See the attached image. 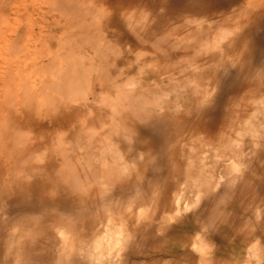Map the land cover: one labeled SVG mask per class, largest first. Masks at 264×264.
<instances>
[{
    "label": "bare ground",
    "instance_id": "6f19581e",
    "mask_svg": "<svg viewBox=\"0 0 264 264\" xmlns=\"http://www.w3.org/2000/svg\"><path fill=\"white\" fill-rule=\"evenodd\" d=\"M239 2H241V0H212L211 4H208L206 2H198V0H193L191 4H188L186 0H171L168 7V14L165 16L154 17L153 19L155 20V23L146 31L139 33L141 38L140 44L143 45L138 44L135 46L134 51L128 52L125 51L123 47L115 46L114 48L111 46L108 43V37H106L104 40V35L102 36L103 32H101V29L92 25L90 22V6L88 4V0H0L1 11L7 12L6 10L10 9L14 15H17L16 12L22 11L23 13L21 17H14L13 19L19 20V22L20 20L22 21V19H26L25 22H28L26 23L28 28L40 14L45 15L43 17L46 19L50 11L57 12V15L64 17V19L68 18L69 20L76 21L78 25L75 27L78 28L79 31H72L77 36H83V41L86 43L85 44L83 42L84 46H87L93 55V57L90 56L88 51L86 52V49H84V51L88 54L82 53L80 51V54L78 55H74L75 52L68 53L67 57H62L63 61H61V59L56 60L50 58V62L46 63L48 65L47 73L53 74V80L49 78L46 79L47 81L41 79L39 81L41 89L39 88L40 92L38 94L36 93V95H33L30 92L29 88L26 87L25 82L20 84L15 81L16 79H20H18V72L13 70L12 62L4 63L0 66V76L5 75L0 79V86L2 85L4 87V93L10 95V97L8 96L9 100L8 98L6 99L4 97V100L1 101L3 93L0 94V103L2 102L0 104V112L3 115H0V237L5 236V240L7 238L9 243L8 251L6 253L7 257L3 264H24V260H26L27 257L24 255L29 254L28 252H30V254L32 253L31 259L33 261H31L36 262L37 260L35 259L43 256L42 254H36L34 251L36 250L34 243L38 240L37 236H41L39 232L45 230V234L48 233L51 237H53L52 232L54 229L53 231L50 230L52 226L58 229L57 231L55 229V234H57V238H60L57 240V242L59 241L60 246H58L59 252L55 264H62V262L65 264V261L69 259L73 261L75 256L74 252L76 250L78 252H83V247H78L79 243H87L86 237L84 235H79V232H81L83 226L90 227V230H92L91 228L93 227L95 228L93 231H95L96 234H93V237L91 234L92 240L95 243L94 248L95 250L102 248L101 243H104L102 242V236L106 234L110 235L111 233L109 231H112V228L114 229L115 227H109L110 224L112 223L111 225H113V223L115 224V221L117 223L119 220L117 218L118 215H115L117 214L116 212L118 210L116 211V209L113 208L112 209L115 214L112 212L113 214L111 213L112 215H110L109 212H106L109 207L108 209H105V214H99L101 209H104L106 206V200H104L105 197L111 193V188L109 187L113 184H115V187L117 185H121L120 183L122 182V179L126 178L127 176L130 178L131 175H133L132 173L130 175L131 165L127 162L126 156L122 153H118L114 145H116L117 141L119 142V140H123L121 137L124 132L136 133V131H139L137 129L139 125H144L146 127H148L147 125H152L154 128H159L158 131L160 130L162 133L158 132V134H163V136H159L160 139L158 138L156 140V144L153 143L154 145H151L150 142V145L152 147L156 145L154 150L157 149L158 145L160 148L162 145H164V149L162 147V155L167 160L168 164L166 166H169L171 163V166L167 167V169L169 168V172L171 170L170 173L175 174V177L177 176V178H179V170H182L181 172L184 173V176H186L185 179L183 178L185 181L180 182L179 180L182 178L181 177L178 179L179 183L177 181V184L173 182L171 187L170 184L166 185L169 191L168 194L171 196L170 200L164 196L168 200V206L165 205V200H161L165 204H162L160 201L164 206V209H166L165 206L170 207L168 210L172 207L174 208H172L173 210L166 211L171 219H174L178 216L177 212H179L182 208V199L184 200L187 194L198 192V189L194 187L195 185H190L191 183L195 184V182H197V178L199 177L195 176L194 170L198 167H201V169L204 167L202 170H205L206 174L211 172V170L208 171L206 168L208 167L207 165H211L207 160V158L210 159L211 154H209L210 152L206 150L208 143L205 141V135L203 134L202 137L198 138V136L201 135L200 133L202 132V127L205 125V122H207L204 119V117L207 115L204 113V115L200 118V115L196 114L197 120H190V122L196 123V125L194 126L191 123L189 126V120L187 118L188 115L190 113H196L197 111H193L192 107L186 108L184 110H180V107H175V101H177L176 104H178V100L184 96V91H187L189 88L186 77L189 76L190 73V77L195 75V73L199 74L202 71L201 67L211 68L209 71H212V69H216V67H219L222 64L224 65L225 55H218V50L222 51L224 54L233 45L232 42H234L233 40H235L234 38L236 34L240 33L241 31L243 32L242 34L244 39L240 41L238 45L236 57H234L235 54H233L234 59H231L228 64L236 65L239 72H243V75L246 76V73L249 75L250 71L252 70L257 71V69H253L252 67L253 62L264 60V6L262 3L253 2L249 3V5H244L239 4ZM148 6L153 8L158 7V5L152 2V0H148ZM98 11L101 17H106L108 15V10L103 7H98ZM182 11L191 12L193 14H204L212 11L224 13H222L214 21L200 20L196 17L190 16L174 18ZM49 17L50 15L48 16V19ZM0 18L3 20L5 16H0ZM41 19L43 18L41 17ZM52 19L51 20L55 22H58L59 20V18L54 16ZM134 19L137 23L140 21L139 16L135 17ZM52 21H50V24L55 23ZM209 24L211 26H209ZM20 28L21 26L16 28V34L19 33L18 31ZM243 28L245 29L243 30ZM67 32L68 29L66 30V33ZM28 33L29 29L28 31L26 30L25 32L21 33L22 36H20V43H17V48H14L12 54L13 57H16V54L22 51V42L29 39L30 33L29 35ZM228 33H235V36L229 38L228 43L225 46L221 43V41L228 37ZM1 35L2 34H0V36ZM67 35L71 37L69 32ZM68 36L67 39L69 38ZM30 37L32 36L30 35ZM74 37L72 36L73 39L69 38L68 41L73 42ZM126 38L131 39L130 37ZM77 41L75 40V42ZM102 41L103 44L101 43ZM71 44H74V42ZM230 44L232 45L230 46ZM74 45H76L77 48L80 46L78 43ZM139 52H146L148 55L139 60L140 62L136 64L138 67H145V65L150 62L147 59L149 58V55L151 56V54H154L155 57L163 56L165 61L164 64L165 66L168 64L169 68H167V70L161 71V74L158 76L159 78L157 85L149 89L152 96L150 94L147 97L143 96V101H140V104L136 102L137 104L133 106L135 102V95H130L127 97V99L122 98L121 87L124 84L133 86L137 83V81H135V79L128 81L125 79L121 80L119 79L121 78L120 75L117 76L116 72L118 73L120 69H123L124 66L128 65L129 58L135 60ZM109 55L113 56V60L107 62L106 59L110 57ZM228 58L229 57H227V60ZM103 60H105V66H108L107 68L102 67ZM15 63L16 60L14 61V64ZM117 68L120 69L117 70ZM260 70L264 72V69ZM234 74L235 73H233L231 76ZM107 83L115 84V86L118 88L117 91L115 89L116 97H102V95L96 93L97 87L102 90L103 86ZM193 85L195 87H192L190 92L195 96L194 99H197V104H201L202 90L200 83L197 82ZM20 88L21 92L17 94V90H20ZM256 90L260 93L261 88L258 87ZM13 91L14 95L12 94ZM252 95L253 92H248L247 97L245 96V99L247 100L246 103H244L245 101H238L232 104V107L237 108V104L240 103L238 104L236 112L238 114L248 115L250 119H247L249 122L245 124L242 130L247 135L254 133L253 135L255 136L254 131L256 130V127L253 121L258 117L259 105H264V103L263 100H257V95ZM45 96H48V98H46L45 104L47 107H43L41 112L39 109L40 101L38 102V100ZM164 97H167V99H162ZM157 98H161L159 100V107L142 106L145 101L156 102ZM251 101L253 102L252 104H254L252 106L250 104ZM247 102L249 104H247ZM122 103H124L125 108H121V112H117V107L122 105ZM13 105H18L22 108V110H24L25 115H27V120L35 119L34 116H38L41 113L44 117H51V121L58 126L60 131L56 135H49L50 137H47L49 140L46 144L43 140L42 143L40 139L33 141L32 136L30 135L24 136V134H19L21 137H16V133L18 128H20V125H9L8 119L6 117L5 119L3 118L4 116L8 115L12 116V118H17V115L11 112ZM161 109H163V111ZM253 110L255 111V115L250 114ZM213 120L214 119L211 118L210 122H213ZM229 127L234 128L235 125L229 124ZM37 128L39 130H43V126L41 124H38ZM219 135V138L216 140L219 141L220 145L224 146L225 149H218L213 154L215 156L216 166L219 164V162L221 163V161L217 158L226 155L228 151L232 152L234 145L233 143H235L231 138L225 136L223 133ZM253 135L251 134L250 137ZM151 137L149 136V138ZM161 137L163 138L161 139ZM238 141L240 142V139ZM237 143L238 142H236V145ZM196 146H198V149H196ZM57 148H59V152ZM43 150L46 151L45 157L38 155L31 159L34 154L41 153ZM183 158H186V160ZM53 159L56 162H54ZM182 159L184 160V163ZM153 163H156L157 165L158 161L155 160ZM222 163L226 165V162L222 161ZM222 163L221 165L224 167ZM143 165L144 164L141 166ZM141 166L139 171L141 174H143L141 171L144 172V169L141 170ZM218 166H220V164ZM162 169L163 167L158 172L162 171ZM201 169L200 171H202ZM149 174L150 173L147 175ZM208 174L206 175L207 180L212 177ZM167 175L169 176L170 174ZM150 176L154 177L152 174ZM172 176L173 175L170 177L172 178ZM133 177L135 179L128 178L132 181V183L133 181L135 182L136 179L140 177L142 178V175L140 176L139 174ZM37 178H39V180H37ZM109 179L114 180L113 183L110 182ZM128 179L126 178V181H128ZM139 180L140 179H138V181ZM152 183L153 182H151V184ZM134 184L135 183L131 185L134 187ZM208 184L209 183H207V185ZM140 185L142 186V184ZM137 187L140 188V186ZM148 187L151 188L150 186ZM124 190L129 191L126 189ZM193 190L194 192H191ZM203 190L200 191L203 192ZM51 192H54L55 194ZM126 194L127 193H125V196ZM184 194L186 195L184 196ZM8 195L10 196V199L12 198L11 203H8L10 204L8 205V207L10 206L9 210L11 215L13 214L14 217L16 216V221L17 218H20L19 220L21 222L19 223V220L17 221L20 225L15 223L20 228L13 223V225H9L5 219L4 214H6L8 210L3 211V207L5 206L4 200L6 201V196ZM130 195L127 194L128 197ZM4 197L5 199H3ZM114 199H116V197ZM120 199L122 198L120 197ZM112 201L114 200L112 199ZM112 201L110 200L111 203ZM188 202L189 200L185 201L184 203ZM135 204L136 203H134V205ZM111 205L113 206V204ZM134 205L133 209H138L139 206H136L137 208H135ZM126 206L121 209L122 211L119 210L120 214L124 215L125 213V216L128 214L126 213L125 208L127 209L128 206L131 207V205H128L127 207ZM110 209L108 211L111 212L112 209ZM133 209L130 208L127 210L129 213L130 211L134 212H131L134 215L136 210ZM56 211L62 212L60 215H57L59 213H56ZM137 211L139 212H137L139 214L138 217L141 216L140 219L143 218L142 216L147 218L149 216L151 218L149 219L152 220V217L150 216L151 212L146 213L144 210L141 211L140 209ZM162 212H164V210ZM140 213L146 214V216L141 215ZM136 214L134 216L137 217ZM19 215L20 217H18ZM41 215H49V217L53 218V220H51L52 223L50 227L49 224H42L38 222V219ZM82 215H84V218L81 217ZM129 216L128 219H130ZM14 217L12 219H14ZM125 218H123V216L121 217V219L125 220L126 223L128 219L126 218V220ZM210 218L211 220L209 222L212 228H217V226H215L218 225L216 221L217 218H214L213 216H210ZM9 219L11 220V218ZM142 220L140 222H142ZM148 220L145 218V221ZM121 224V229L122 226H124L123 229L126 231L125 225ZM225 225L228 227L230 226L229 223H226ZM225 225L223 226V229H225ZM11 227L13 228L12 230ZM109 228H111V230H109ZM131 228L132 225L130 226V229ZM229 228L232 230V233L228 231L229 235H244L243 241H245V243L248 242V238L250 237L249 231L238 228H236L237 230H234L231 227ZM99 229H102V231ZM115 229H117V226ZM121 229L117 230V232H114V234H117L118 231L123 233V229ZM138 229L137 231H139ZM29 230H32V234H30L31 236L28 234ZM93 231L91 232L93 233ZM59 233L61 236H58ZM120 233L119 235H121ZM24 234L26 235L24 238L29 236L34 238V240L32 243H29V251L27 249V252L21 255L22 252L20 253V251L22 250H19L20 243L17 240V237L18 235H22L23 237ZM221 234L222 233H220V235ZM119 235H117L118 238ZM122 235H124V233ZM128 235H130V233ZM140 235L143 236L144 234L142 235L141 233ZM124 236L126 237V235ZM124 236H120V238L122 237L123 240L126 241ZM144 236H148L149 238L152 237V235L151 237L149 235ZM214 236H216V234ZM192 237H190V239H192L193 248H195L200 254V259L198 260H201V264H209L210 258L213 259L216 257L213 256L212 258L210 254L212 252V248L214 247L210 246L212 244H209V241H205L204 239L201 241V239L198 240L197 237L195 239ZM225 237H227V235ZM20 238L18 239L20 240ZM112 238L110 237V239ZM126 238L130 239L128 237ZM44 240L47 241L46 238H44ZM40 241L38 240L37 242ZM129 241L131 242V240ZM43 242L41 241V243ZM117 243V241L108 240L105 238L106 248L109 251L115 250ZM144 243L146 245L145 240ZM120 246L121 245H119V247ZM126 246H124L125 248L122 249L125 250ZM25 247L27 246L25 245L24 248ZM44 247H46V245ZM24 250L26 249H23V251ZM84 250L86 251V248ZM123 250L120 248L119 251L123 253ZM84 252L82 254H84ZM222 252L223 251L220 253ZM95 253L96 251L93 252V254ZM19 254L21 257H19ZM44 255H46V253H44ZM85 255L86 254H84V256ZM22 256L24 257V260H22ZM46 257L47 256H45V259L48 261L49 257ZM84 258H87V256ZM84 258L82 261H84ZM93 259L97 258L95 257ZM99 259H101L102 262V258ZM20 260L24 262L20 263ZM192 260H195V258ZM11 261L14 262L11 263ZM89 262L93 261L91 260ZM182 262L184 261H181V264H183ZM191 262H189V264H192ZM81 263L83 264L84 262ZM81 263L78 262V264Z\"/></svg>",
    "mask_w": 264,
    "mask_h": 264
},
{
    "label": "rangeland",
    "instance_id": "374dc122",
    "mask_svg": "<svg viewBox=\"0 0 264 264\" xmlns=\"http://www.w3.org/2000/svg\"><path fill=\"white\" fill-rule=\"evenodd\" d=\"M253 2L262 3L264 6V0H241V2H239V4L249 5V3H253ZM6 11L7 12H3L0 9V16L1 17H3V15L5 16V18L3 19L4 21L1 20L2 18H0V34H2L0 36V66L4 63L12 62L13 63V70L15 72H18V79H20V80L16 79L15 81L20 83V84H22V82L23 83L25 82L26 87L29 88L30 92L33 95H36V93L38 94L40 92L41 86L39 84L40 83L39 81L41 79L46 80L49 78V79L53 80V74L47 73L48 65L46 63L50 62V58L56 59V60L61 59V61H63L62 57L65 58L68 56V53H73V52H75L74 55H76V54L78 55V54H80V52L85 53V54L89 53L90 56L93 57L89 48L87 46H84V44H83V42H84L83 41L84 38H82L83 36L82 37L77 36L73 32V31H77V30L79 31V29L75 27L76 25H78L76 23V21L69 20L68 18L64 19V17L58 16L57 12L50 11L51 14L49 13V15H50L49 19H48L49 15L45 19V17H43L45 15L40 14L38 16V18L36 20H34V22H32L31 26L28 28V25L26 24L28 22H25L26 19H22V21L20 20V22H19V20L13 19L14 17H16V18L21 17L22 13H23L22 11L16 12L17 15H14V13H12V10H10V9H7ZM53 16L56 18H59L58 22L52 21ZM41 17L43 19H41ZM50 21L55 22V23L50 24ZM19 26H21V28L18 31L19 33L16 34L15 30ZM28 29H29V33L32 37H30V35L28 33L29 39L24 40L22 42V45H23L21 47L22 51L20 53L16 54V57H13V55H12L13 50H14V48H17L16 47L17 43H20L19 40H20V36H22L21 33L25 32L26 30L28 31ZM67 29H68V32L70 33L71 37L68 36L69 34L67 35V33H68V32L66 33ZM244 29L245 28H243V30ZM101 32H102V30H101ZM242 33L243 32L241 31L240 33L236 34V36L234 38L235 40H233L234 42H232L233 45L230 44V46L231 45L232 46L225 52L226 54L225 53L223 54V55H225V57H229L228 60L226 61L227 63H229L231 59L232 60L234 59L233 54H235L234 57H236L237 50H238L237 48H238V45L240 43V42L239 43L237 42L238 41L237 37L239 38L240 36H243ZM67 36L70 39L72 38V36L73 37L75 36L73 42H74V44L78 43L80 46L78 45L79 47L77 48L76 45L71 44L73 42H69L68 41L69 38L67 39ZM102 36H103V34H102ZM77 37L78 38L81 37V38H79V40L77 41V39H78ZM107 37H108V41H109L108 43L111 46H113L114 48H115V46L121 47V45L117 42V40L115 38H113L111 36H107ZM105 39H106V37L104 36V40ZM236 39H237V41H236ZM75 40L77 42H75ZM140 45H143V44H140ZM84 49H86V52L88 51V53H86L84 51ZM229 50H231L232 52ZM109 56L110 57H108L106 59L107 62H110L111 60H113V56H111V55H109ZM87 58H89V57H87ZM89 59H91V58H89ZM147 59L150 62H148L145 65V67H143V68H140V67H138V65L133 64L134 59L132 60L130 58H129L128 65L124 66L123 69L117 68V70L120 69L118 71V73L116 72L117 76L120 75V77H121L119 79H121V80L125 79L126 81L135 79V81H137V83L133 86H136L139 89V92L134 94L135 95V102H134L133 106L137 104L136 102H138L140 104V101H143L142 100L143 96L147 97L150 94L151 91L149 89H151L152 87H155L157 85V81L159 78L158 76L161 74V71L167 70V68H169L168 64H167V66H165V64H164L165 61H164L163 56L155 57L154 54H151V56L149 55V58H147ZM15 60H16V63L14 64ZM102 65H103L102 67H106V68L108 67V66H105V60H103ZM192 65H195V64H192ZM222 67H223V64L219 67H216V69H212L213 72L209 71V70H211V68L201 67L202 71L199 74L195 73V75H193L191 77H190V75H191V73H190L189 76L186 77L187 85H189V88L187 89V91H184V93H183L184 96H183V98L178 100V104H176L177 101H175V107H177V108L180 107L179 108L180 110H184L186 108L192 107L193 111H197L196 114L199 115L201 110H202V106H201V104H197V99H194L195 96L191 94L190 89L192 87H195L193 84H195L197 82L200 83L201 90L209 82L213 86L219 85L220 76L218 75V73L220 72V69ZM192 73H194V72H192ZM4 76H0V79L3 78ZM189 79H190V81H189ZM242 79L247 81L248 84L250 85V87L243 94V96H240L239 94L243 91V89L245 87V85L242 83ZM0 82H1V80H0ZM258 87L261 88L260 93L256 90ZM115 89H116V91L118 89L115 86V84L107 83L106 85L103 86L102 90L97 87L96 93L102 95V97L114 98V97H116ZM3 91L5 92L4 87L1 85L0 86V94L3 93L2 97H1V101L4 100V97L6 99L8 98V96L10 97L9 94L4 93ZM20 92H21V88H20V90L19 89L17 90V94ZM248 92H253L252 96L257 95L258 97L261 96L262 94H264V72H262V70H260V69H257V71L252 70V71H250L249 75H247V73H246V76H244L243 72H242V73H240V79H237L235 74L233 76H231L230 78H222L221 84H220V91L217 94L214 106L205 112V115H207V116L204 117V119L207 122H205V125L202 127V132L200 133L201 135L198 136V138H200L204 134L205 135V141H207V143H208L206 150H208L210 152L209 154H211L210 155L211 157H210V159L207 158V160H208L209 164H211V165H207L208 167H206V168L208 171L211 170V172H208L209 174L208 173L207 174L211 175L212 177L209 179L210 181L207 180L206 179L207 174L205 173V170H202V169H204V167H202V169H201V167H198L194 170L195 176H197V177L199 176L196 180L197 182H195V184L191 183L190 185H195L194 187H196L199 192H201L200 190H203V188L205 187L203 190V192H205L212 185L215 184V182L217 181V179L219 177H221V176H227L228 177V179L225 181L223 187L221 188L220 193L217 194V196L219 194H221L219 196V198L214 197V198H211L210 200L205 201L204 204H202V206H201L200 212L198 213L201 216V219L198 218V220H197V222L200 226V229H201L199 239H201V241L203 239L205 241H209V239H208L209 235L213 234L212 238L217 243L218 248H219V251L217 252L218 260L215 257L216 256L215 252L212 250V252L210 253L211 257L213 258V256H214L215 258H213V259L210 258L209 264H215V263L216 264L217 263L218 264H228V263L229 264H239V261L235 256H233L230 259H224L229 255V253L231 252L232 247H233L232 245L228 244V240L233 236V235L228 234L229 232L232 233V230L229 227H231L234 230H237L236 228L247 230V231H249L250 236H251L252 235L251 230L255 226L254 212L257 209L264 210V128L260 127L261 124H264V105L261 104L258 107L259 108L258 117L253 121V123L256 127V130L254 131L255 136L253 135L254 133H251L253 135L252 137H250L251 134L247 135L242 130V128L246 124L245 120L246 119L250 120L249 116L244 115V114H238L236 112V109L238 108V104H240V103L237 104V108L232 107V104H234L235 102H238V101H240V102L245 101L244 103H246L247 100L245 99V96L247 97ZM13 93H14V91L12 92V94ZM4 94H6V95H4ZM150 95L152 96V94H150ZM46 98H48V96H45L43 98L41 97L38 100V102L40 101L39 109L41 112H42L43 107H47V105H45L46 104ZM8 100H9V98H8ZM252 103L253 102L251 101V103H250L251 106L254 105ZM263 103H264V100H263ZM247 104H249V103L247 102ZM121 108H125L124 103H122V105H119L117 107V112H121V110H122ZM11 112L15 113L17 115L16 116L17 118H12V116H9L8 114H7L8 116H4L3 118L5 119V117H6L8 119L9 125H11V124H17V126H18V124L20 125L19 126L20 128L17 127L18 131L16 133V137L17 136L21 137V135H19V134H24V136L30 135V136H32L33 141L40 139L41 141L43 140L46 144L49 140L47 138V137H50L49 135H51V134L56 135L60 131L58 126L56 124H54V122L51 121L52 118L51 117H44L42 113L38 116H34L35 119H33V120H31V119L27 120V117H26L27 115H25L24 110H22V108L20 106H18V105L14 106L13 105ZM0 115L3 116L1 114V112H0ZM197 115L194 118H188L187 117L189 120L188 121L189 126L191 123L194 126L196 125V123L190 122V120H197L196 119ZM211 118L214 119L213 122H210ZM18 121H19V123H18ZM38 124H41L43 126V130H39L37 128ZM229 124H234L235 127L234 128L229 127ZM147 126H148L147 128L148 129L150 128V129L149 130L148 129H142L141 133H140L139 127L137 128L139 131H136V133L124 132V134L121 137V138H123V140H119V142L117 141L116 145H114V147L118 151V153H122L123 155H125L127 162L131 165L130 175H131V173L133 175H131L130 178L132 179V178H134L133 176H137L139 174H140V176L142 175V178L141 177L138 178V179H140L139 181H138V179H136L135 182L133 181V183H135L134 187H133V185H131L133 183L131 180H129L130 178L128 176L126 177L127 179L129 178L128 181H126V178L121 180L122 181L120 183L121 185L124 182V184L122 186L116 184L117 185L116 187L118 189L115 187V184L110 185L109 188H111V193H110V195H107L104 199L107 201V202L105 201V204H106L105 207H107V208L104 207V209H101L100 213L97 211L99 214H103L105 209H108V207H109V209L111 207V209L113 208V209H116V211L118 210L117 212L114 210L117 214H115L113 212V209L112 210L110 209L111 212L108 211L109 209L106 211L107 213L109 212L110 215H112L113 213L115 215H118L117 218L119 220L117 218H115L118 220L117 221L118 224L116 223V221H115L116 225L114 223H113V225H111L112 223L110 224L109 227H114V226L115 227H114V229L112 228V231H109L111 233L110 235L106 234V235L102 236L103 237L102 242H104V243H101L102 248H98L97 250H95V248H94L95 243L92 240L93 234L94 235L96 234L95 231H93V229L95 230V228L93 227V228H91L92 230H90V227L83 226L84 228L82 227L81 232H79V235L80 236L84 235L86 237L87 243L82 242L83 244H80L78 242L79 243L78 247L80 248V246H82L83 252L85 251L84 249L86 248V251L84 252V254H86V255L84 256V254H82L83 253L82 251L78 252L76 250L74 252V255H75L73 258L74 260L72 261L71 259H69L70 260V263H69V260L65 259L66 260L65 264H67V263L68 264H78V262L79 263L84 262L83 264H86V263L87 264H100L101 259H99V258H102L101 264H142V263L143 264H181V261H184V262H182L183 264L184 263L189 264V262H191V261H192L191 262L192 264H197V261H195V260L200 259L199 258L200 254L197 252V250L195 248H193L192 239H190V237H192V236H193L192 238H194V239L196 238V236L190 235L194 230H196V226L193 223L191 215H189V217L184 219V213L182 211L183 205L185 204L184 202L188 201V200L190 201V199L193 197V194H195V193L187 194V195L184 194V196L185 195L186 196H185V198L182 197V198H184V200L182 199V201H181L182 208L179 211V213L180 212L181 213L177 217L174 218L175 220L171 219L166 212L168 210V208H170V207H167L168 206V204H167L168 200L167 199L170 200V197H171L168 194L169 191H168V188L166 187V185L170 184V187H171V184H173V182L176 183V181H177L179 183V181L180 182L185 181L184 179L186 176H184V173L181 172L182 170H179V176H180L179 178H177V176L175 177V174L170 173L171 170L169 172V168L167 169V167L171 166V163L169 164V166H166L168 164L167 160L162 155V147L164 145H162V147L160 148V146L157 144L158 146H157L156 150H154L156 145L154 147L151 146V145L156 144V142H157L156 140L159 138V136H163V134L162 135L160 134L162 132L160 130L158 131L159 128H154V127H152V125H147ZM153 129H154V131H153ZM155 130H157V131H155ZM150 131L152 132V134ZM158 132H160V133L158 134ZM222 133L225 136L231 138L235 142V143H233L234 145H233V151L232 152L228 151L226 155L217 158L218 160L221 161V163H222V161L226 162L225 163L226 165H224V163H222L224 165V167L221 165L220 162H219L220 166H218L219 164L216 166L215 156L213 155L218 149H220V150L225 149V147L220 145V142L216 140L217 138H219V136H220L219 134H222ZM149 136L150 137L152 136L151 137L152 139L149 138ZM162 138L163 137H161V139ZM153 139H154V142H153ZM239 139H240V142L238 141ZM43 141H42V143H43ZM150 142H151V145H150ZM236 142H238L237 145H236ZM253 145H257V147H254ZM199 146H200V144H199ZM57 149L59 152V148H57ZM163 149H164V147H163ZM196 149H198V146H196ZM45 154H46V151L43 150L41 153L34 154L33 157H31V159L34 158L35 156H38V155L45 157ZM212 156H214V157H212ZM211 158H213V159H211ZM169 159H171V158H169ZM183 159L186 160V158H183ZM230 159H234L243 165V168H242L240 175L237 176V175H229L228 174L227 161ZM155 160L158 161L159 165L158 164L156 165V163H153ZM184 160H183V163H184ZM53 161L56 162L54 159H53ZM142 164H144V165L141 166ZM160 165H162V166H160ZM140 166L142 167L141 170L144 169V172L141 171L143 174H141L139 171ZM162 167H163L162 171L158 172ZM200 169L202 171H200ZM153 172H155V173H153ZM148 173H150V174L147 175ZM134 174H136V175H134ZM151 174L154 175L155 178L153 176H150ZM167 174H170V175L168 176ZM191 174H192V172H191ZM196 174H198V175H196ZM144 175H146V176H144ZM171 175H173L172 178L170 177ZM178 179H180V180L178 181ZM37 180H39V178H37ZM109 181L113 183L114 180L109 179ZM145 181H148V182H145ZM198 181H199V183H198ZM200 181H201V183H200ZM149 182H150V184H149ZM151 182H153L152 183L153 185L151 184ZM196 183H198V184H196ZM207 183H209V184L207 185ZM140 184H142V186ZM202 184H203V186H202ZM124 185L125 186L127 185V186L125 187ZM128 185L130 186V188ZM137 186H140V188ZM148 186H150L151 188H149ZM123 188L126 190H129L130 192L125 191ZM119 192L122 194H120ZM191 192H194V190ZM51 193L55 194L54 192H51ZM51 193H50V196H51ZM125 193H127L129 195L131 193L132 196L130 195L128 197L127 194L125 196ZM164 196L167 197V199ZM168 196H169V198H168ZM115 197H116V199H114ZM120 197L122 199L123 198L124 199L122 200V199H120ZM111 198L114 201H112ZM3 199H5V197ZM11 199H10V196L8 195V196H6V201L4 200L5 206L3 207L4 208L3 211L8 210V212H9V213L7 212L8 215L5 212L6 214H4V216H5V219L9 225H13V224L17 225L21 221L19 220L20 218H17V221L19 220L18 221L19 223H18L16 221V216L14 217L13 214L11 215V212L9 210L10 206L8 207V205H10L8 203L9 202L11 203ZM110 200L112 201V203L110 202ZM161 200H163V201L165 200L164 202H166V204ZM160 201L162 202V204L164 203L165 205H167V206H165L166 209H164V206L161 204ZM114 202H115V204H114ZM134 203H136V204L134 205ZM109 204L110 205L113 204V206L112 205L110 206ZM132 204L134 205L135 208H137L138 206L141 207L142 209L138 207V209H140L141 211H143V210L145 211V209L147 208L145 212L146 213L151 212L150 216L152 217V220H150L151 218L148 216L149 214L147 215L148 218L142 216L144 219L143 218L140 219L141 216L138 217V215H139L138 214L139 212L137 211L138 209H133ZM126 205L127 206L131 205V207L128 206L129 207L128 208ZM125 206L127 207V209L132 208L133 210H136L135 212L136 213L138 212L137 214L135 213L137 215V217L134 216L135 214L134 215L132 214L134 212L130 211V213H129V211L126 208H125L126 213H128V214H126L127 217L125 216V213H124L125 210L124 209H123L124 212H121V213H124V215L120 214L119 210H121ZM172 208L169 210L174 209V208L173 209ZM102 210H103V212H102ZM163 210H164V212H162ZM99 211H100V209H99ZM61 212L62 211H56V213H59L57 215H60ZM131 214H132V216H131ZM140 214L146 216V214H142V213H140ZM63 215H65V214H63ZM121 215L123 216V218L126 217L127 219H128V216L130 215L129 216L130 219L127 220L125 218L127 220L126 221L127 226H126L125 220L121 219V217H122ZM210 216L217 218L216 221H217L218 225H215V226H217V228L214 227L216 229L212 228V226L210 225V222H209L211 220ZM13 217H14V219H12ZM18 217H20V215ZM81 217L84 218V215H82ZM9 218H11V220ZM145 218L147 220L150 218L149 219L150 221L149 220L145 221ZM153 218H154V220H153ZM51 220H53V218L49 217V215H41L40 218L38 219V222H40L42 224H49V227H50V225L52 223ZM54 220H55V218H54ZM121 220L123 223L121 222ZM141 220H142V222H140ZM15 223H17V224H15ZM55 223H56V221H55ZM121 223L123 225H125L126 231L123 229L124 226H122L123 230L121 229V226H120ZM151 223H152V225H151ZM183 223H185V224H183ZM226 223H229L230 226L229 227L226 226L225 225ZM131 225H132V228L130 229ZM138 225H140V226H138ZM143 225H144V227H143ZM224 225H225V229H223ZM116 226H117V229H115ZM244 226H246V227H244ZM8 228H10V227H8ZM136 228L137 229L139 228L138 229L139 231H137ZM12 229L13 228L11 227V230ZM53 229H54V231H53ZM55 229H56V231L58 230L57 228H55L53 226L50 228V230L53 231L52 232L53 237H51L48 233L45 234L46 233L45 230H43L45 232H43V231L39 232L41 234V236L35 235V236H37V239L39 241L40 240L42 242L45 241L44 238H46V240H47L43 243H41V241L37 242L38 241L37 240L36 241L37 243L36 242L34 243L36 250H34V249L33 250L35 251V253L38 255L42 254L43 256H41L38 259H35L38 262L37 261L32 262L33 261L31 259L32 253L30 254V252H28L29 254L24 255V256L25 257L27 256L26 260L28 259V260H30V261L32 260V261L31 262L28 260L26 261V260H24V257L22 256V260L25 261L24 264H46L48 262H49L48 264H55V261H57L56 258H58V252H59L58 246H60L59 241L57 242V240H59L60 238L59 237L57 238V234H55L56 233ZM97 229H98V226H97ZM120 229L123 231L124 235H126V237H128L130 239H127L124 235H122L123 233H120L119 231L117 234L115 233L116 235L114 234V232H117V230H120ZM99 230L102 231V229H99ZM109 230H111V228H109ZM91 231H93V233ZM127 231H128V234L130 233V235L127 234ZM140 231H141L142 235L143 234L149 235L150 237L152 235V237L149 238L148 236H144V235L141 236ZM262 231H264V229H262ZM119 233L121 235H119ZM214 233L216 234V236H214L215 235ZM220 233H222V234L220 235ZM28 234H29V236H31L30 234H32V230H29ZM91 234H92V237H91ZM224 234H226L227 237H225L226 235H224ZM19 235L17 237V240L20 243L19 250H22V251H20V253L22 252L21 255H23V253L25 254L27 252V249L29 251V248H30L29 243H32L34 238H31L29 236H28L29 238L28 237L24 238L26 236L25 234L23 237H22V235L21 236H19ZM117 235H119V238H120V236H122V237L124 236V239H126V241H124L122 237L119 239L117 237ZM58 236H61V234L59 233ZM75 236H77V235H75ZM131 236H132V238H131ZM4 237H0V264H3V262H5L6 257H7L6 253L8 251V244L9 243L7 241V238L5 240ZM20 237H22V238H20ZM110 237L111 238L113 237V238L110 239ZM222 237H223V240H222ZM243 237H244V235L239 236V234L234 236L235 246L239 247V246H241L242 243L246 244L245 241H243ZM18 238H20V240ZM105 238H107L108 240H113V241L118 242L115 250L109 251L106 248ZM129 240H131V242ZM144 240L146 241V245L144 243ZM147 240H149V241H147ZM127 243H128V245H127ZM208 243L210 244L211 242L209 241ZM44 244L46 245V247H44L45 246ZM132 244H134V245H132ZM25 245L28 248L27 247L24 248ZM119 245H121L122 247L121 246L119 247ZM124 246H126L125 250L122 249V248H125ZM210 246L212 247L213 245H210ZM120 248H121V250H123V253L119 251ZM23 249H26V250L23 251ZM117 250L120 252V254ZM94 251H96L95 254H93ZM221 251H223V252L220 253ZM44 253H46V255H44ZM78 253H79V255H78ZM21 255L19 254V257H21ZM94 255L98 260L93 259V258H95ZM45 256L49 257L48 261L45 259ZM86 256H87V258H84ZM220 257H221V260H220ZM83 258H84V261H82ZM193 258H195V260H192ZM22 260H20L21 261L20 263L24 262ZM88 260L89 261L92 260L93 262H89ZM198 261H199V264H201L200 263L201 260H198ZM13 262L14 261H11V263H13ZM74 262H76V263H74ZM226 262H228V263H226ZM62 264H64V263L62 262Z\"/></svg>",
    "mask_w": 264,
    "mask_h": 264
},
{
    "label": "clouds",
    "instance_id": "9594fccd",
    "mask_svg": "<svg viewBox=\"0 0 264 264\" xmlns=\"http://www.w3.org/2000/svg\"><path fill=\"white\" fill-rule=\"evenodd\" d=\"M156 3L158 7L153 8L148 6V0H88L89 4V15L90 22L94 27H98L102 30L105 37L111 36L117 40V42L125 49V51L132 52L135 50V46L140 44L141 38L139 33L146 31L151 27L155 20L154 17L165 16L168 14V7L171 0H152ZM188 4H191L193 0H186ZM198 2H206L211 4L212 0H198ZM98 7H103L108 10V15L106 17H101L99 15ZM224 12H208L204 14H193L191 12L182 11L178 13L176 17H196L200 20L214 21ZM139 16L140 21L135 22V17ZM173 18V19H174ZM209 26H211L209 24ZM235 36V33H228V37L221 41L225 46L228 43V39ZM130 37L131 39H127ZM244 39V36L238 38V43ZM103 44V41L101 42ZM146 52H139L137 54L136 60L133 61V64H137L140 59L144 56H147ZM218 55L223 56V52L218 50ZM225 63L220 69L218 75L220 76L219 85L213 86L210 82L207 83L202 88L201 96V106L202 110L200 112V118L204 113L211 109L214 106L218 92L220 91V84L222 78H228L233 73H235L236 78L240 79V73L236 65L228 64L227 57H224ZM253 69H264V60L252 63ZM242 83L245 85L243 91L239 94H243L248 90L250 85L247 81L242 79ZM139 92V89L136 86H129L124 84L121 87L122 98L127 99L128 96L136 94ZM231 98V97H230ZM157 98L156 102L145 101L142 105L143 107H159V100ZM162 99H167L164 97ZM257 100H264V94L257 97ZM126 110V109H125ZM163 111V109H161ZM251 115H255V111H251ZM196 116V113H191L188 115V118H193ZM249 121L246 119L245 123ZM261 128H264V124L260 125ZM142 129H148L144 125H139V130L141 133ZM257 147V145H253ZM228 164V174L229 175H240L243 165L234 159L227 161ZM228 179L227 176H221L217 179L214 185H212L206 192H197L193 194V197L188 203L183 205L184 219L191 215L196 230H194L190 235H194L199 239L201 232L200 226L197 222L198 218L201 219V216L198 214L201 210L202 204L205 201L210 200L211 198H219L221 188L223 187L225 181ZM180 213L177 212V215ZM255 226L251 230L252 235L248 238L246 244H241V246H235L234 235L228 240V244L232 245V250L229 255L224 259H230L235 256L239 264H264V210L257 209L254 212ZM213 234H210L208 239L211 244L214 246L212 249L215 252L217 257V252L219 250L217 243L212 238ZM218 258V257H217ZM197 264L199 261L197 259Z\"/></svg>",
    "mask_w": 264,
    "mask_h": 264
}]
</instances>
